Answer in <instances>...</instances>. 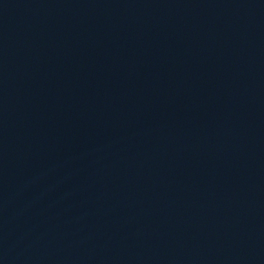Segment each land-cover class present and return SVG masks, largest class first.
<instances>
[{
    "label": "water",
    "instance_id": "obj_1",
    "mask_svg": "<svg viewBox=\"0 0 264 264\" xmlns=\"http://www.w3.org/2000/svg\"><path fill=\"white\" fill-rule=\"evenodd\" d=\"M0 264H264V0H0Z\"/></svg>",
    "mask_w": 264,
    "mask_h": 264
}]
</instances>
